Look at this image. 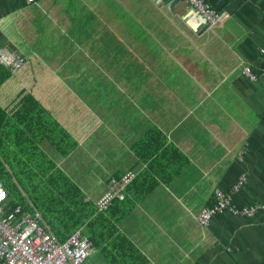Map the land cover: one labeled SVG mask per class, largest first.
I'll return each mask as SVG.
<instances>
[{"label":"crops","instance_id":"crops-1","mask_svg":"<svg viewBox=\"0 0 264 264\" xmlns=\"http://www.w3.org/2000/svg\"><path fill=\"white\" fill-rule=\"evenodd\" d=\"M206 2L215 26L184 0H0V48L69 91L47 111L79 146L65 159L43 151L88 201L128 171L153 176L135 187L140 198L119 224L149 264H264V208L242 214L264 207V82L241 74L264 68V0ZM156 129L183 158L139 160L133 147ZM241 175L237 214L201 227L214 191L227 193Z\"/></svg>","mask_w":264,"mask_h":264},{"label":"trees","instance_id":"trees-1","mask_svg":"<svg viewBox=\"0 0 264 264\" xmlns=\"http://www.w3.org/2000/svg\"><path fill=\"white\" fill-rule=\"evenodd\" d=\"M8 70L0 66V182L8 192L7 215L21 206L27 214H38L61 242L82 229L93 248L114 264H149L119 230V224L140 198L138 192L133 193L135 187L148 178L154 180L153 176L138 174L127 189L126 201H116L108 212L98 213L95 202L88 201L54 158L43 151L48 145L65 159L79 146L47 111L56 113L59 103L69 100V91L46 67L34 61L15 76ZM169 149L163 133L156 129L135 145L133 152L146 162L167 155L171 159L182 157ZM153 185L142 192V198L152 193Z\"/></svg>","mask_w":264,"mask_h":264},{"label":"built area","instance_id":"built-area-1","mask_svg":"<svg viewBox=\"0 0 264 264\" xmlns=\"http://www.w3.org/2000/svg\"><path fill=\"white\" fill-rule=\"evenodd\" d=\"M32 2L33 0H27ZM188 6L200 14L206 21V23L215 26L218 22V15L212 9L206 0H184ZM26 63V58L17 54L15 51H10L5 48H0V65L9 69L13 74L18 73ZM241 74L243 77L249 79L252 82H257L260 78L264 82V68L260 74L254 73L249 67L245 66L241 69ZM138 174L134 171H129L119 178H112L110 183V192L104 196L96 203V209L98 213H106V209L111 204L115 198L121 200L124 199L123 192L130 186ZM247 181L245 176L241 175L236 184H234V191H239L243 184ZM4 197V193L0 188V198ZM214 198L217 201V205L214 208L206 209L199 218V223L202 226H208L211 219L217 214H222L226 211L228 207L231 206L232 195H224L220 191H214ZM233 211V209H231ZM237 214L236 212H234ZM251 215L250 212H244ZM16 216L22 217L24 220H28V216L22 214L19 209L11 214V218ZM28 228L31 229L35 235L42 236L44 233L41 227H38L33 222L29 221L27 223ZM83 235L81 233L74 236L66 245H57L49 236L42 239L41 242H37L31 245V248L26 251V262L27 264H69L70 261L73 264L81 263L82 259L85 257L86 252L88 254L89 244L84 238L81 240ZM14 242H11L13 244ZM72 246L74 247L72 249ZM10 246H8L9 249ZM70 261H69V260Z\"/></svg>","mask_w":264,"mask_h":264},{"label":"bare ground","instance_id":"bare-ground-1","mask_svg":"<svg viewBox=\"0 0 264 264\" xmlns=\"http://www.w3.org/2000/svg\"><path fill=\"white\" fill-rule=\"evenodd\" d=\"M200 15V14H199ZM200 17L205 21V19L200 15ZM206 22V21H205ZM132 185V184H131ZM0 188L4 193V197L0 198V263H5V264H27L26 262V251L28 252V250L31 248V245L37 243V242H41L42 239H44L46 236L51 237V239L59 246H64L66 245L74 236H76L77 234L81 233L83 235V237L81 238V240H84V238H86L88 244H89V251L88 254L86 252L85 257L82 259L81 263L79 264H85L90 255L94 252V248L89 240V238L84 234L83 230H78L75 233H73L69 239L66 242H61L56 236L55 234L50 230V228L48 226L45 225V223L43 222L42 218L39 217L38 214H35L34 216L27 214L25 212H23V209L21 206H18L17 209H19V211L22 214H25L26 216H28V220H24L22 217L20 216H16L14 218H11V214L7 215V207H8V202H7V197H8V192L4 186V184L2 182H0ZM129 188V186L127 187V189ZM127 189L124 190L123 195H124V199L121 200L119 198H115L111 204L108 206V208L106 209V212L109 211V209L112 207V205L114 204V202L118 201V202H122L126 200V193H127ZM216 191H220L222 192L224 195H232V201H231V206L228 207L226 209V211L222 214H217L216 216H214L209 225L208 226H202L199 223V218L200 216L203 214L204 211H206V209H211L214 208L217 205V201L215 200L214 203L210 206H208L207 208L204 209V211L202 212V214L198 217L197 222L199 223V225L203 228H209V226L211 225L212 221L217 218V217H223L228 213H232L235 214V207L233 206L234 204V199L235 196L237 194V192L239 191H234V188L231 189L230 191H228L227 193H224L222 190L218 189ZM110 192V186L108 187V192L106 194H108ZM104 194V195H106ZM215 199V198H214ZM96 206V204H95ZM264 207H249V208H244L242 209V214L244 216H247L248 218H252L254 216L257 215V213L261 212L262 209ZM231 209H233V211H231ZM16 212V211H15ZM244 212H251L252 214L249 215L247 213L244 214ZM31 221L34 224H36L38 227H41L44 231V233L42 234V236H37L34 234V232L28 228L27 223ZM11 242H14L13 244L10 245ZM8 246L9 249H8ZM74 247L72 246V249ZM69 260V259H68ZM70 261V260H69ZM69 264H73L71 261Z\"/></svg>","mask_w":264,"mask_h":264},{"label":"rangeland","instance_id":"rangeland-1","mask_svg":"<svg viewBox=\"0 0 264 264\" xmlns=\"http://www.w3.org/2000/svg\"><path fill=\"white\" fill-rule=\"evenodd\" d=\"M71 162L73 163V165H75L77 167V169L79 170V173L81 176L86 175L87 172V168H88V164L85 163H79L77 156L74 157L73 160H71ZM129 172V171H128ZM127 173V172H126ZM137 173V172H136ZM125 174V173H124ZM123 174V175H124ZM138 174V173H137ZM121 177V176H120ZM138 177V176H137ZM115 178H119V177H113ZM87 181H89L91 179V174L87 176ZM137 179V178H136ZM135 179V180H136ZM112 181V178L109 180L108 182V186H110V183ZM104 196V194H103ZM102 198V196L95 201V203H97L100 199ZM85 264H114L110 259L106 258L105 256L101 255L98 250H94V252L90 255L88 261Z\"/></svg>","mask_w":264,"mask_h":264}]
</instances>
